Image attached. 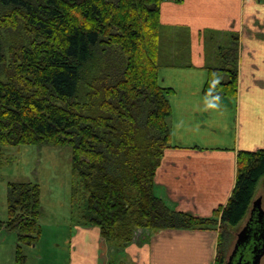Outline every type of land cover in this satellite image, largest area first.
Returning a JSON list of instances; mask_svg holds the SVG:
<instances>
[{"label": "trees", "instance_id": "trees-1", "mask_svg": "<svg viewBox=\"0 0 264 264\" xmlns=\"http://www.w3.org/2000/svg\"><path fill=\"white\" fill-rule=\"evenodd\" d=\"M162 1L0 0V145L70 147V204L83 212L81 226L95 227L113 248L107 264H126L114 261L116 252L163 229L218 231L222 264L224 230L243 220L264 177V147L237 151L231 194L208 217L177 211L154 193L170 146L172 89L158 78ZM180 29L184 42L188 30ZM224 36L207 66V96L237 94L238 36ZM6 201L0 230H17L15 264H24L23 245L41 233L40 186L9 181Z\"/></svg>", "mask_w": 264, "mask_h": 264}, {"label": "crops", "instance_id": "crops-1", "mask_svg": "<svg viewBox=\"0 0 264 264\" xmlns=\"http://www.w3.org/2000/svg\"><path fill=\"white\" fill-rule=\"evenodd\" d=\"M159 18L176 44L181 45L180 28L188 31L185 53L172 49L168 59L163 46L159 60V83L172 89L170 146L156 168L154 193L178 211L208 217L231 194L237 151L264 147V0H163ZM209 31L238 36L236 96L203 94L207 66L216 59L208 53ZM176 58L188 66L176 64L181 62ZM78 228L70 234L68 264H107L109 247L98 230ZM216 239L211 229H163L141 247L127 246L118 259L126 264H213Z\"/></svg>", "mask_w": 264, "mask_h": 264}, {"label": "rangeland", "instance_id": "rangeland-1", "mask_svg": "<svg viewBox=\"0 0 264 264\" xmlns=\"http://www.w3.org/2000/svg\"><path fill=\"white\" fill-rule=\"evenodd\" d=\"M163 32L166 38L164 39L166 43H164L163 54L166 58H170L171 53L169 52H172V49L173 51L178 50L180 53H185V44L182 42L181 38L183 32H179L178 41L181 45L169 39L171 29L165 28ZM221 39L222 42H224L226 37L221 33H215L211 41H207L208 50L211 49V53L213 55L215 54V57L218 55L220 46L218 43H222ZM169 40L172 42V45H169ZM210 43L215 44L211 47ZM173 54H175V52H173ZM179 55L183 56L182 54ZM178 59L176 58V60ZM179 60L181 61V59ZM215 60L217 61V58ZM215 60L212 64H216ZM179 64L188 66L185 61H181ZM0 79H4V76H1V74ZM70 150V147L67 146H54L51 144L0 145V219H7L6 196L7 184L9 181L29 180L38 183L40 186L41 212L38 218V224L41 233L38 241L35 242L34 245H23L22 251L26 256L24 264H68L69 246H72L69 244L71 240L70 234L77 233L79 229L78 226L83 224V212L70 204V185L72 179ZM259 196L262 197V207L264 208V177L259 181L252 201ZM160 198L164 199L162 197ZM248 216L249 212H247L237 227H227L226 231L224 230L226 237L223 243L225 258L222 264H225L228 255L234 247L237 233L244 226ZM158 231L151 232L147 242L132 244L141 247L148 243L151 236ZM137 233H139L142 238L147 235L148 230H138ZM17 234V230L8 228L0 230V264H15V246L18 241ZM93 245V240L89 238L87 246L92 247ZM112 251L114 250L110 247L109 252L111 253ZM124 255H126V253L119 250L114 255V261L121 263L119 262L121 259L118 258ZM216 255L217 239L214 244L213 264H215ZM136 258L138 261L137 255ZM127 264L136 263L129 262ZM260 264H264V255L261 258Z\"/></svg>", "mask_w": 264, "mask_h": 264}, {"label": "water", "instance_id": "water-1", "mask_svg": "<svg viewBox=\"0 0 264 264\" xmlns=\"http://www.w3.org/2000/svg\"><path fill=\"white\" fill-rule=\"evenodd\" d=\"M251 252L249 253V249ZM264 255V208L262 197L252 201L247 221L237 233V239L231 251L230 261L226 264H260Z\"/></svg>", "mask_w": 264, "mask_h": 264}, {"label": "flooded vegetation", "instance_id": "flooded-vegetation-1", "mask_svg": "<svg viewBox=\"0 0 264 264\" xmlns=\"http://www.w3.org/2000/svg\"><path fill=\"white\" fill-rule=\"evenodd\" d=\"M248 251H249V253H250V252H251V248H250ZM230 255H231V252H230V254H229L228 257H227V260H226L225 264H226L227 262L230 261ZM247 262H248L247 259H243V263H244V264H247Z\"/></svg>", "mask_w": 264, "mask_h": 264}]
</instances>
